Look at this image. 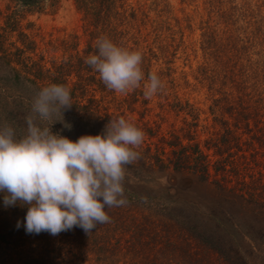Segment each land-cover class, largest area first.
<instances>
[{"label": "trees", "instance_id": "trees-1", "mask_svg": "<svg viewBox=\"0 0 264 264\" xmlns=\"http://www.w3.org/2000/svg\"><path fill=\"white\" fill-rule=\"evenodd\" d=\"M8 1L6 12H0V127L25 135L37 93L63 84L74 104L64 112L71 128L56 122L54 133L76 141L138 112L136 125L145 137L139 159L126 167L127 203L106 208L110 222L89 235L80 227L56 236L28 234L23 226L28 206L5 207L0 192V264H255L254 258L264 264L263 231L239 217L248 212L264 221V0L210 1L214 6L217 1L219 13L227 9L229 22L222 34L207 27L203 41L214 63L201 68L202 80L215 91L209 107L213 123L204 125V139L203 111L179 96L171 59L157 73L164 83L156 95L157 114L172 113L183 125L164 131L162 122L147 119L153 108L143 85L158 62L156 48L167 57L163 26L149 12L130 0H73L85 44L78 34L51 40L62 54L47 58L22 22L28 13L58 9L62 0ZM159 7V16L169 12L167 0H152L150 9ZM148 25L152 29L143 35ZM101 37L142 52L141 87L117 94L85 63ZM218 83L221 87L214 88Z\"/></svg>", "mask_w": 264, "mask_h": 264}, {"label": "clouds", "instance_id": "clouds-1", "mask_svg": "<svg viewBox=\"0 0 264 264\" xmlns=\"http://www.w3.org/2000/svg\"><path fill=\"white\" fill-rule=\"evenodd\" d=\"M96 49L85 63L109 90L127 94L141 87L140 50L119 46L107 37L97 40ZM163 88L153 71L143 94L151 99ZM73 105L69 87L50 84L33 100L31 114L25 118V135L17 137L12 127H0V192L5 193V207L28 206L23 224L28 234L56 236L80 227L89 235L98 225L110 222L106 208L127 203L126 167L139 159L144 131L121 116L110 120L100 134L72 141L54 133L52 126L62 122L70 129L64 112Z\"/></svg>", "mask_w": 264, "mask_h": 264}, {"label": "rangeland", "instance_id": "rangeland-1", "mask_svg": "<svg viewBox=\"0 0 264 264\" xmlns=\"http://www.w3.org/2000/svg\"><path fill=\"white\" fill-rule=\"evenodd\" d=\"M167 1L169 3V12L165 10L164 13H161L162 16H159L158 12L162 6L158 10H154V6L150 9L152 0H130L129 2L135 7L149 12L151 19H157L158 22H161L163 26L161 30V44L166 47L167 53L165 55L167 57H164V53L156 48L159 59L154 66V71L158 73L159 70L167 66L166 60L171 59V66L176 71L172 77L176 78L178 83V89H176L179 96L184 99H190L191 102L195 103L203 111V122L199 127V132L201 139H204L208 135V130H205L204 127L210 126L213 123L209 107L215 91L210 89V81L202 80L201 68L214 63L205 54L203 41L207 39V34H209L207 27H214L220 34L223 33L226 24L229 22L225 18L227 9L226 11L222 9L221 13L219 11L217 12V1L214 2L216 4L214 6L210 2L211 0ZM8 3V0H0V12H6ZM0 21L2 23L4 22V18L1 16ZM22 23L24 29L36 38L39 45V52L45 54L47 58L62 54L60 50L55 52L52 49L49 43L51 40L58 41V39L70 34H78L81 37L82 44H85L86 36L84 35L82 15L76 9L73 0H62L61 5L56 10L49 9L44 12L28 13ZM233 27L236 28L237 25ZM151 29L152 27L148 25V27L143 29V35H146ZM153 38L154 36L151 35L149 42L155 45L153 44ZM157 45L160 44L156 43ZM170 86V84L167 85V87ZM220 87L221 84L218 83L214 88ZM160 101L161 99L156 95L151 98L150 106L153 108V111L148 115L147 119L162 122L164 131L172 129L173 125L177 127L183 125L182 118H178L172 113H161L164 118L157 114L161 112L159 107ZM139 109L142 110V107H139ZM128 118L135 122V124L141 123L140 113L138 112H129ZM98 134L100 133L94 132L93 135ZM239 217L246 224L249 223L264 233V221L262 219L255 220L254 216L248 212L241 214ZM252 261L255 264L260 263L257 258L252 259Z\"/></svg>", "mask_w": 264, "mask_h": 264}]
</instances>
